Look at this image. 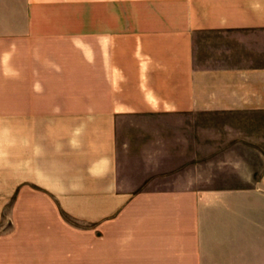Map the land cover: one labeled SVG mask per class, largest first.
Returning a JSON list of instances; mask_svg holds the SVG:
<instances>
[{
	"label": "crops",
	"instance_id": "crops-1",
	"mask_svg": "<svg viewBox=\"0 0 264 264\" xmlns=\"http://www.w3.org/2000/svg\"><path fill=\"white\" fill-rule=\"evenodd\" d=\"M4 64L0 198L91 223L264 199V0H0Z\"/></svg>",
	"mask_w": 264,
	"mask_h": 264
},
{
	"label": "rangeland",
	"instance_id": "rangeland-1",
	"mask_svg": "<svg viewBox=\"0 0 264 264\" xmlns=\"http://www.w3.org/2000/svg\"><path fill=\"white\" fill-rule=\"evenodd\" d=\"M12 73L0 65V177L6 150L17 167ZM36 204L22 207L18 190L0 198L1 264H264V199L133 206L99 223L36 212Z\"/></svg>",
	"mask_w": 264,
	"mask_h": 264
}]
</instances>
